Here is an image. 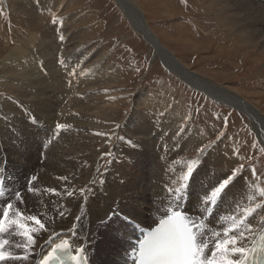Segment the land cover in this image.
<instances>
[{
    "label": "rangeland",
    "instance_id": "374dc122",
    "mask_svg": "<svg viewBox=\"0 0 264 264\" xmlns=\"http://www.w3.org/2000/svg\"><path fill=\"white\" fill-rule=\"evenodd\" d=\"M133 1L144 11L147 23L163 45L162 49L176 55L190 71L196 72L202 78L212 80L227 89L238 90L241 97L255 105L264 114V47L260 40L253 39L252 41L249 33H247L248 38L246 35L238 33V24L230 14L226 0ZM18 2L19 0H0V95L12 94L6 88L5 83L10 77L13 78V75L5 70L8 67L6 59L17 58L20 52L25 50L27 54L24 52L23 55L30 56L32 51L38 50L42 45L49 47L46 56L50 57L48 59L47 57L34 58L32 65L37 69V79H30L28 82L43 89H38L37 99L24 97L15 100V103L33 114L37 108H40L47 110L51 119H56L57 106L53 110H48L46 107L48 101L54 103L61 98L68 99L71 95L74 97L84 88L85 84L90 81L94 83L97 78L102 76L100 68L109 69V73L115 79L113 83L100 81L97 84L94 83L92 87L98 88L96 92L98 95L94 98L95 102L97 101L96 104L101 106V112L96 115L90 114L94 122L90 127L89 146L86 152L89 159L87 166L89 167L83 169L79 176L69 181L67 193L71 191L73 195H68L66 199H78L77 192L81 189L87 171L92 166L94 169L93 184H100L103 178L107 191L115 187L122 190L123 185L128 189L129 181L133 179L134 189H142L147 192L144 198L150 202L152 197L149 195L147 186L149 182L146 181L145 175L149 179L151 166L155 168L156 164L145 159L144 144H147L151 137L156 138L163 131L167 130L165 132L167 134L174 129L175 132L169 134H172L175 144L178 146L189 144V151L185 156H190L192 161L204 162V159L209 157V153L213 152V158H216L218 162L217 166L223 169L224 179L233 170L241 169L230 184L239 183L246 189L250 186L255 187L253 181H256L264 189V138L261 139L258 136L251 119L242 111L237 110L235 106L223 104L212 99L210 95L207 96L200 91L198 85L195 84L196 89L191 87L186 79L178 75L179 72L172 63L173 59L157 54L152 43L134 25V18L123 13L115 0H33L40 10L44 9L40 13L39 21L34 24L18 7V4H21V8L24 9L27 2ZM45 7L48 8L47 11ZM55 25L60 26L59 33L61 31L63 33L60 35L56 30H53V34L49 33L51 37L48 38L47 30L50 26ZM140 26L143 27L142 24ZM76 35L82 36V43L84 41L83 44L81 43L80 52H75L76 45H79L81 40L74 38ZM60 36L69 37L68 40L70 38L72 40L69 52L66 50L65 54H62L64 47H61L63 41L59 39ZM50 42H54V44L50 45ZM16 47H18L19 55L15 53ZM50 50L52 55L49 54ZM71 51H74V54L71 53L72 55H81L80 62L87 63L91 72L84 76L83 71L76 67L74 62L78 60V56L71 61V64H68V67H74L75 73L83 75V83L70 94L57 96L55 94H60L64 88L60 92L50 93L51 91L41 83L39 71L43 66L59 67L60 58L58 55L65 56ZM84 53L88 56L83 57ZM85 59L88 62H85ZM52 60L53 62H51ZM14 83L18 86L16 82ZM103 90L109 91L102 96L100 91L103 92ZM112 96L116 98L115 102L107 100ZM7 98L10 101L11 97ZM86 98L88 97H84L80 101H84ZM134 100L140 103L136 110L133 106ZM162 103L163 108L159 106ZM66 106H68L69 112H75L70 103H67ZM163 109L170 110L169 112L173 113L176 119L166 121L167 116ZM81 118L83 116L79 117V119ZM51 119L50 121L54 123L55 121ZM44 120L46 121L45 125L51 124L49 119L44 118ZM28 123L29 121L26 125ZM29 124L34 125L27 132L26 143L22 148L24 150L23 159L28 163L35 159L38 152L29 143V141L35 140L30 133L36 126L32 120ZM156 125L158 126L155 127ZM151 128L152 136L150 135ZM166 134L165 136H167ZM85 136V130H78L77 126L72 133L68 134L65 143L71 144L75 149L80 146ZM192 136V140L186 142ZM8 139L13 140L9 137ZM153 144L149 145L152 150ZM6 148L9 155L14 158L9 147L6 146ZM44 151L45 149L40 152ZM129 155L132 158L130 157L128 162ZM38 161L39 159H35V163ZM70 161H72V157ZM179 163L184 164L183 162ZM199 166V164L196 165V169ZM35 167L38 170V167ZM126 167H129L131 171L128 180L124 181L122 177ZM39 183L35 181L34 186L37 187ZM201 183H203V173L199 171L196 183L193 187L191 186V190L199 191L198 185ZM16 186L13 185V188L17 191ZM94 187L97 189L99 186ZM30 188L34 189L32 186ZM10 189L12 188L10 187ZM185 192L188 191L185 189ZM178 194L186 195L181 191ZM2 195L3 192L0 197ZM154 198L155 196H153ZM187 200L184 197L168 200L161 196L157 202L152 200L153 203L150 206H148L149 203H146L147 213L133 214V212H137L138 205L130 201L123 207H115L108 214H100L101 230L86 244L92 264H96V256L93 253L94 243H98L102 247L109 264H121L122 250H125L124 256L127 260L129 249L126 245L128 236L132 233L129 219L143 222L138 218V215L144 216L146 221L151 218L152 221L142 223L151 226L156 221V212L163 214L162 211L170 206L171 209H184L189 205L185 204L188 203ZM251 207H260L261 211L254 215H248L247 218L256 226H261L264 222V194L259 192L252 202L245 205L242 214L245 215V210L251 209ZM65 213L62 215H66ZM74 214H67L62 219L73 218ZM146 214L149 217H146ZM217 218L224 227L230 228L236 221L237 214L229 208H223L218 212ZM205 219L206 222L209 220L208 227L213 230V232L207 230L212 239V234L214 236L218 229L213 228L211 219L207 220V217ZM242 220L245 224V219H241L235 224L240 226ZM67 222L60 225H66ZM262 227L264 226H261V229ZM135 232L134 228L133 236H135ZM5 234L9 241L8 245L14 241V248L10 252L15 255L14 253L19 249L15 245L20 240L9 232ZM128 244L131 246L130 239ZM35 251L30 253L29 261H26L25 264L36 263L38 256L35 258ZM14 262L11 260L7 264H14Z\"/></svg>",
    "mask_w": 264,
    "mask_h": 264
},
{
    "label": "bare ground",
    "instance_id": "6f19581e",
    "mask_svg": "<svg viewBox=\"0 0 264 264\" xmlns=\"http://www.w3.org/2000/svg\"><path fill=\"white\" fill-rule=\"evenodd\" d=\"M115 1L119 4L123 13L131 17L133 11L131 3L135 6L134 1ZM19 2H27L24 5V9L21 8V4H18V7L27 15V17L30 18L31 23H37L40 18V13L44 9L40 10L33 0H19ZM226 2L230 8V14L233 15V18L236 20L235 23L238 24V33L244 34L246 37L247 33H249V37L252 38V41L253 39H258L264 47V0H226ZM47 9L48 8L45 10L47 11ZM137 12L138 19H133L134 25L137 26L138 31L142 32L145 38L152 43L154 48L157 50V53L169 56L173 59L172 63L177 68L179 72L178 75L181 78L186 79L189 82L188 84L195 89V84L198 85L199 89H201L200 91L204 92L207 96L210 95L212 99L222 102L223 104H231L235 106L237 110L245 113V115H247L253 122V127H255L258 132V136L261 139L264 138V114L260 109L256 108L255 105L249 103L248 100L241 97L237 92L238 90L227 89L214 83L212 80L202 78L196 72L190 71L176 55L162 49L161 46L163 45H161L159 38L153 33L151 26L147 23L144 11L140 8ZM141 24L143 27L140 26ZM59 27L58 25L50 26L47 30L48 38L51 37L49 33L53 34V30H56V32L59 33ZM62 33L63 32L61 31L59 34L61 35ZM81 37L82 36L79 35L74 37L78 38V40L81 39L79 45H76L77 47L75 52H80L79 49L84 43V41L82 43L83 38ZM68 38H64L63 42H61V44H63L61 47H64L62 54H65L66 50L69 52L68 49L72 45L71 38L69 40ZM51 44H54V42H50V45ZM48 48L42 45V47L38 50L32 51L30 56L25 57L27 51H22L19 55L18 47H16L15 53L18 54L19 57L11 58V60H8V58L6 59L8 67L7 69L5 68V70L9 74L11 73L10 75H13V78L10 77L9 80H6L5 82L6 88L12 93L5 95L7 97H11L10 101L7 97L0 95V99L2 101V105L0 106V194L3 192V195L0 197V215H2L7 203H11L13 205V208L10 210V219L17 218V210L23 214L25 219L22 222L27 223L33 229V236L36 243L34 245L35 248L33 246L29 250L28 255L30 257V253L36 250L35 258L38 256V259L35 264H40L43 256L46 255L52 247H55L61 242L70 243L71 250L73 252L83 248L84 253L87 256V264H92L89 248L86 244H88L94 238L95 234L101 230L100 214H108L115 207H123L125 203L130 201L138 205L137 212H133V214H137L138 212L147 213V208L145 210L146 203H149L148 206H150L153 203L152 200L157 202V199L161 196L168 200H175L179 197H184L188 199V203L185 204L189 205L184 209H171L170 206V208H165L163 211L161 210L163 214L161 212H156L157 215H166L169 211L173 212V210L177 212L182 211L187 214L192 221H198L197 226L199 231L205 233V237L207 239L210 238L207 230H212L208 227L210 224H208V219H211L213 228L215 227V229H218L217 232L221 233V238H223V232L228 228L222 225V222L217 218V214L223 208H229L232 212L237 214L236 223H238L241 219H245V225L248 223L252 225V232L248 234V238L242 245L244 247L251 248L255 239L264 230V227L261 229V226H264V222L261 226H256L242 214V211L246 204H249L256 198L259 192L263 195L264 189L259 183L253 180L252 181L256 188L250 186L245 189V186L239 183L229 184L225 188L223 194L217 197L215 202H213L211 200V190L224 179L225 174L223 169L217 166L218 162L216 158H213V152L209 153L210 158H205L204 162L198 161L196 162L197 164L195 163L193 165L190 156H185L186 152L189 151V144L186 143L182 145L181 143L182 146H178V144H175L172 134H169L174 133L175 129L167 134L165 133L167 130H165L159 136L157 135L156 138L151 137L148 142L149 144L147 142V144H144L143 155L145 159H149L152 163L156 164L155 168L154 166H151V171L149 173L151 177L148 174V179L147 175H145L146 181L148 180L149 182V185H147L150 192L149 195L152 197L150 202L144 198L147 192L142 189H134L133 179L129 181L128 189L125 185H123L122 190L119 187H115L107 191L103 178L101 179L100 184H93L94 169L92 166L87 171L86 179L83 181L81 186V189L84 191L82 192L80 189L77 192L76 196L78 199H66L68 197L67 185L69 184V181L79 176L83 169L85 170L89 167L87 166L89 159L86 152L89 146L90 127L94 122L90 114L96 115L101 112V106L96 104L97 101L95 102L94 98L98 95V93H96L98 88L92 87L94 83L97 84L100 81L104 83H113L115 79L112 77L111 73H109V69L100 68L102 76L97 78L94 83L93 81H90L85 84L84 88L74 95V97L71 95L68 99L61 98L56 100L54 103L48 101L46 104L48 110H53L57 106L56 109L58 112L56 113V119H51V115H48V111L40 108H37L35 114H33L32 112L22 108L19 104L15 103V100L23 99L24 97H34V99H37V91L41 87L28 82L30 79H37V69L33 67L32 61L36 57H47L48 59V57H50L49 55L46 56ZM24 52L26 53L25 55H23ZM73 52L71 51L70 53H66L65 56L62 55L61 57L59 56L60 54L58 55L60 58L59 67L43 66L40 68L39 75L41 83L44 87L51 91L50 93L54 94L56 92H60V90L64 88L60 94L55 95L66 96L76 90L83 83V75L86 76L90 74L91 68H88V64L82 63V61L80 62L82 58L81 55H72L74 54ZM51 53L52 51L50 50L49 54ZM84 56L88 55L84 53L83 57ZM77 57L78 60L75 61L74 64H76V67H79L83 71V75L75 73L73 71L74 67H68V64H71V61L75 60ZM84 61L88 62L86 59ZM51 62H53V60ZM14 82H16L18 86H16ZM108 91L109 90H103V92L100 91V94L104 96V94H107ZM84 97L88 98L84 101H80ZM105 98H107V96H105ZM107 100L115 102L116 98H113L112 96ZM67 103H70L73 109H75L74 113L68 111V106H66ZM133 106L134 110H136L139 108L140 103L134 100ZM159 106L162 108L164 107L163 103L159 104ZM163 110L167 116L166 121H171L175 118L173 113L169 112L170 110ZM80 116H83V118L79 119ZM44 118L49 119L48 121H50V119L54 120L55 122L53 123L50 121L51 124L49 126L45 125L46 121ZM31 120L36 126L32 129L33 132L30 133L31 136H34L35 140L29 141V143L32 148L38 151L35 156V159H39L37 163H35V159L29 163L23 159L24 150L22 148L26 143L25 137H27V132L29 129L31 130V127L34 125L29 124ZM27 121H29V123L26 125ZM59 124H64L66 127L64 129H59L57 127ZM77 126L78 130H85L86 136L82 140L80 146L73 149L71 144L65 143V140L68 134L72 133ZM163 126L165 125L163 124ZM169 129H171V127H169ZM151 134H153L152 128L150 130V135ZM165 134L167 136H165ZM8 137L13 140L8 139ZM192 138L193 136L186 142H190ZM151 144L154 145V151L149 146ZM6 146L9 147L14 158L9 155ZM43 149H45V151L40 152ZM71 157L72 161H70ZM130 157L131 156L129 155L127 158L128 162L132 158ZM179 162H183L184 164H180ZM198 164L200 166L196 169V165ZM35 166L38 167V170ZM189 167L193 168V172L191 174H188L187 171ZM130 171L131 169L126 167L122 180H128ZM199 171H202L203 173V183L198 185L199 191L193 192L191 190V186L193 187L195 185ZM32 177H36V179L33 180ZM109 179L113 180L112 178ZM35 181L40 182L37 187L34 186ZM13 185H17V191L13 188ZM31 186L34 187V189L31 190ZM94 186H99L100 188L98 187L96 189ZM10 187L12 189H10ZM49 189H55L57 194H53L49 191ZM185 189L188 191L187 193L185 192ZM179 191L184 192L186 195H179ZM153 196H155L154 199ZM251 209H255V211L250 215L257 214L261 211L260 207H251ZM165 210L168 211L166 212ZM74 211L76 212L75 214ZM63 213L66 215L73 213L74 216L73 218H65L67 220H63L62 218L66 216H63ZM32 215H36L40 218L46 228L40 229L33 221L27 219V217ZM146 217L149 216L146 214ZM206 217L208 220L207 222L205 219ZM138 218L143 222L152 221L150 220L151 218L146 221L145 217L141 215H138ZM66 221H68L66 225H60ZM128 222L130 223L129 227L132 230V233L128 236V242L129 239L131 241L132 238H137L136 232L135 236H133L134 228L137 231V227H151L155 223L154 222L151 226H148L142 224L143 222H138L134 219H129ZM8 232L14 237L19 238L20 242H17L18 244H24L27 242L25 237L19 235L20 229L15 226H12ZM214 236L212 234V239ZM0 238L7 239L6 234L4 233ZM212 239L210 238L209 240L211 241ZM128 242L126 247H128L130 251L133 248V245L131 244L130 246ZM93 246V253L96 256V264H109V260L106 253L102 250V247L98 243H94ZM13 248L14 241L11 242V245L5 246L6 251H11ZM124 251L125 250H122L120 255L122 257L120 260L121 264H127ZM14 254L24 255L25 251L23 248H19ZM206 254L208 253L206 252ZM25 263L26 261L14 262V264Z\"/></svg>",
    "mask_w": 264,
    "mask_h": 264
},
{
    "label": "snow or ice",
    "instance_id": "6c2138e0",
    "mask_svg": "<svg viewBox=\"0 0 264 264\" xmlns=\"http://www.w3.org/2000/svg\"><path fill=\"white\" fill-rule=\"evenodd\" d=\"M59 39L63 41L64 37L60 36ZM57 127L64 129L66 125L59 124ZM192 163L195 164L196 161H192ZM187 171L188 174H191L193 168L189 167ZM240 171L241 169L233 170L227 178L211 190L213 202L223 194L225 188ZM32 179L35 180L36 177H32ZM49 191L57 194L55 189H49ZM81 191L84 190L81 189ZM67 195L72 196L73 193L68 192ZM12 208L13 205L7 203L2 215H0V237L8 232L12 226L20 229L19 235L25 237L27 242L16 244L15 247L23 248L25 254L13 255L10 251H6L5 246L9 244V241L0 238V264H7L10 260L27 261L29 259L28 252L36 243L33 229L27 223L22 222L25 219L22 213L17 210V218H9ZM254 211L255 209L245 210V216L247 217ZM27 219L33 221L40 229L46 228L36 215L29 216ZM251 232L252 225L250 223L245 225L242 220L240 226L234 222L232 227L225 229L223 238H221V233L217 232L210 241L205 237V233L199 231L197 222L192 221L183 213L173 210L169 220L163 221L161 227L156 229L155 234L145 242L142 255L146 258L145 264H247V257L254 249L242 245ZM261 239L264 241V236ZM260 251L264 253V243H262ZM76 252L83 253L84 249L80 248ZM65 257H69L74 264H81L82 257L78 254L69 256L66 250V242L52 247L43 256L40 264H65ZM257 264H262V262H257Z\"/></svg>",
    "mask_w": 264,
    "mask_h": 264
},
{
    "label": "water",
    "instance_id": "95a60500",
    "mask_svg": "<svg viewBox=\"0 0 264 264\" xmlns=\"http://www.w3.org/2000/svg\"><path fill=\"white\" fill-rule=\"evenodd\" d=\"M131 3V2H130ZM135 4V3H134ZM131 6H132V9H133V11H132V15H131V18L133 19V18H136V19H138V10H140V8L138 7V6H136V4H135V6H133L132 5V3H131ZM135 7V8H134ZM142 16H143V18H144V15H143V13H142ZM130 17V16H129ZM138 21V20H137ZM139 23V22H138ZM157 51V50H156ZM158 54V53H157Z\"/></svg>",
    "mask_w": 264,
    "mask_h": 264
}]
</instances>
